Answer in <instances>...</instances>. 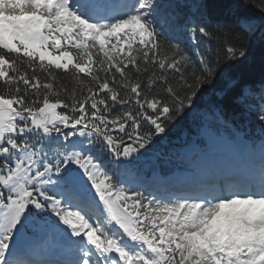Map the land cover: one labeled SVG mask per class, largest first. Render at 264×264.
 <instances>
[{
  "label": "snow or ice",
  "instance_id": "obj_1",
  "mask_svg": "<svg viewBox=\"0 0 264 264\" xmlns=\"http://www.w3.org/2000/svg\"><path fill=\"white\" fill-rule=\"evenodd\" d=\"M209 85L214 121L254 116L258 180L133 179ZM42 233L71 258L22 259ZM0 264H264V0H0Z\"/></svg>",
  "mask_w": 264,
  "mask_h": 264
},
{
  "label": "trees",
  "instance_id": "obj_2",
  "mask_svg": "<svg viewBox=\"0 0 264 264\" xmlns=\"http://www.w3.org/2000/svg\"><path fill=\"white\" fill-rule=\"evenodd\" d=\"M251 11H253L256 15H259L258 9L251 8ZM212 47L215 48L216 45L213 43ZM260 56V50L257 48L253 53L254 64L252 74L250 76L251 81L258 82L259 80L261 70ZM60 75L63 77V83L68 89L79 87L70 75L62 73ZM214 87V85L208 86L209 91L202 98L201 104L196 111L177 117L168 125L166 134L157 138L153 148L155 150L161 151L162 156L156 155L155 152L151 151L147 156L138 162L135 169L136 173L142 169L147 171L149 168L158 166L167 168L169 165L174 164L183 151L184 146L191 142L194 132H197L199 127L205 122H208L218 134L225 132L227 136L233 138L236 131H242L251 139L256 140L260 132L254 116H247L240 111L229 112L227 115L229 123L227 125H225L223 122L214 121L210 117L209 110L211 109L212 103L214 102ZM253 103H258V101H253ZM205 110H208L209 116L204 115ZM147 161H150L151 163H147ZM147 164L150 165L147 167Z\"/></svg>",
  "mask_w": 264,
  "mask_h": 264
},
{
  "label": "rangeland",
  "instance_id": "obj_3",
  "mask_svg": "<svg viewBox=\"0 0 264 264\" xmlns=\"http://www.w3.org/2000/svg\"><path fill=\"white\" fill-rule=\"evenodd\" d=\"M201 135L206 136V138L209 139V137L211 138L213 136V132L207 130V129H202L201 130ZM221 146H223L224 148H226L229 152V154L233 155V156H237V152L235 151V149L232 147L231 143L229 142V140L226 137H221L218 140H216Z\"/></svg>",
  "mask_w": 264,
  "mask_h": 264
},
{
  "label": "bare ground",
  "instance_id": "obj_4",
  "mask_svg": "<svg viewBox=\"0 0 264 264\" xmlns=\"http://www.w3.org/2000/svg\"><path fill=\"white\" fill-rule=\"evenodd\" d=\"M204 129H207V130H209L208 128H204ZM210 131V130H209Z\"/></svg>",
  "mask_w": 264,
  "mask_h": 264
}]
</instances>
